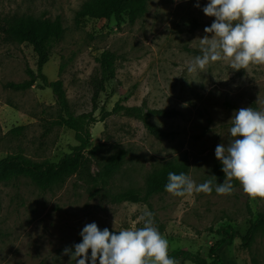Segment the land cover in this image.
I'll return each instance as SVG.
<instances>
[{
	"label": "rangeland",
	"instance_id": "1",
	"mask_svg": "<svg viewBox=\"0 0 264 264\" xmlns=\"http://www.w3.org/2000/svg\"><path fill=\"white\" fill-rule=\"evenodd\" d=\"M87 1L0 0V21L60 18L63 34L50 44L42 73L49 82H62L70 114L92 113L96 122L89 127L91 147L103 144L96 158L61 185L41 191L22 177L0 184V264H75L64 249L81 238L86 224L117 232L143 227L139 217L145 206L169 241V253L186 251L209 261L220 227L243 236L250 221L264 214V202L251 201L238 182L233 181L231 196L213 191L174 197L165 192L152 197L149 206L117 203L111 194L128 189L142 193L146 178L174 159L186 163V175L197 184L216 177L220 162L215 149L232 139L234 112L242 107L264 110V65L245 72L215 62L200 77L182 72L186 61L201 54L196 39L203 38L204 28L214 20L202 11L207 0H199V7L197 0H147L145 14L133 23L123 13L121 21L86 19L75 24V13ZM104 52L114 57L111 79L98 63ZM36 63L29 44H0V160L20 154L33 162H56L77 144L72 131L51 125L62 113L50 89L37 84L24 91L6 87L28 80L27 70L36 73ZM116 103L172 111L170 118H150L169 136L154 138L140 121L122 114L101 121ZM118 148L125 156L102 189L95 174ZM217 255L221 264H264V234L258 233L249 247L238 240L223 244Z\"/></svg>",
	"mask_w": 264,
	"mask_h": 264
},
{
	"label": "clouds",
	"instance_id": "2",
	"mask_svg": "<svg viewBox=\"0 0 264 264\" xmlns=\"http://www.w3.org/2000/svg\"><path fill=\"white\" fill-rule=\"evenodd\" d=\"M199 6L197 0L195 7ZM202 11L214 20L204 28L203 38L196 39L201 54L186 61L182 72L200 77L215 62H226L230 69L245 72L264 65V0H207ZM230 121L232 139L227 146L221 143L215 149L223 182L214 184L217 178L211 176L197 184L184 173L169 172L167 193L184 197L215 191L231 196L235 181L251 201L264 202V110L242 107ZM139 221L143 227L121 228L118 232L101 230L95 222L86 224L79 234L81 242L66 247L63 254L75 264H179L169 257V241L155 226L154 214L146 206Z\"/></svg>",
	"mask_w": 264,
	"mask_h": 264
},
{
	"label": "trees",
	"instance_id": "3",
	"mask_svg": "<svg viewBox=\"0 0 264 264\" xmlns=\"http://www.w3.org/2000/svg\"><path fill=\"white\" fill-rule=\"evenodd\" d=\"M146 2L147 0H88L75 13L74 22L79 24L86 19L110 20L111 18L121 21V15L125 13L127 21L133 23L145 14ZM62 34L63 27L59 17L50 20L28 16L14 21H0V44L7 42L27 43L32 47L37 57L36 73L27 70L28 80L15 84L8 83L6 87L24 91L37 84L39 88L50 89L56 105L62 113L52 121L51 125L72 131L77 143L71 148L70 153L65 154L56 162H33L20 154L9 155L1 159L0 184L15 181L22 177L28 179L39 190H48L53 186L63 184L66 179L80 171L86 162L97 157V153L103 147V144L94 147H91L90 144L89 127L96 122L92 113H83L77 116L70 114L62 82L60 80L49 82L42 73V68L49 59L50 44L60 40ZM113 59L114 57L108 52L102 53L98 59L100 69L103 70V75L107 79L114 76ZM96 95L97 90L94 92L92 101ZM114 114H122L140 121L154 138L166 139L169 136L168 133L153 125L150 118H170L173 116L172 111L149 109L143 111L139 107H128L116 103L110 112L103 113L101 121L106 116ZM124 156L125 151L118 148L105 158L94 177V181L102 189L106 188L109 179L118 171ZM221 169L222 166L218 164L214 170L218 183L224 178ZM169 172L186 174L187 165L183 160L167 161L146 178L142 193L128 189L121 193L111 194V198L117 203H141L149 206L152 197L166 192L165 185L168 182ZM258 233L264 234V214H258L250 221L249 228L243 236L229 226L220 227L216 231L219 239L208 251L209 261L186 251H172L169 253V257L175 260L189 261L192 264H221L217 255L220 246L238 240L242 247H249ZM80 242L81 238L73 242L71 248Z\"/></svg>",
	"mask_w": 264,
	"mask_h": 264
}]
</instances>
